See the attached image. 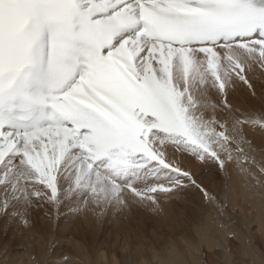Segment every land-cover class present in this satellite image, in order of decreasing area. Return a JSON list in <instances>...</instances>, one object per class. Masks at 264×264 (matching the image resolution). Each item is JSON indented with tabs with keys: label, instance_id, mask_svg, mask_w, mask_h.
Listing matches in <instances>:
<instances>
[{
	"label": "snow or ice",
	"instance_id": "6c2138e0",
	"mask_svg": "<svg viewBox=\"0 0 264 264\" xmlns=\"http://www.w3.org/2000/svg\"><path fill=\"white\" fill-rule=\"evenodd\" d=\"M257 66L264 0H0V214L30 226L40 203L159 209L194 188L228 228L223 200L179 157L264 197L249 136L264 112L230 101L240 84L255 95Z\"/></svg>",
	"mask_w": 264,
	"mask_h": 264
},
{
	"label": "bare ground",
	"instance_id": "6f19581e",
	"mask_svg": "<svg viewBox=\"0 0 264 264\" xmlns=\"http://www.w3.org/2000/svg\"><path fill=\"white\" fill-rule=\"evenodd\" d=\"M258 68L257 66L249 73L255 95H252L247 86L243 84L238 85L237 89L239 92L237 93V97L239 101H235V96L230 97V101L234 104V107L243 111L264 112V73L260 72ZM257 90L259 93H256ZM249 136L258 147L264 148V134H261L258 130H250ZM179 159L182 161L184 167L189 168L195 175L200 177L223 200L226 207L221 219L229 227L226 229L219 227L216 219V210L210 209L204 203L198 190L188 188L184 191H175L170 196L162 198L171 201L173 198H178L179 203L182 204V207H180L174 202L178 214L177 221L171 224L169 229H165L166 233L163 234L161 232L162 235L157 234L154 237L155 243L149 249H146L144 246L131 249L129 244H123L121 251L123 254H127L129 264H192V262L196 263L197 260H203L204 264H261L260 262L264 261V197L253 196L245 187L243 178L238 175L233 176L231 188H229L228 182L223 177L222 180L220 179L221 181H218L213 179L214 175L213 178L211 177V171V174H208L209 172L206 170L211 169L210 167L212 166L205 164L203 167L201 165L198 166L187 157H179ZM253 171H256V169H253ZM257 174L259 175V173ZM260 179L264 181V176H260ZM129 200H131L130 197ZM97 219L98 215L89 209L86 210L85 214H82L80 221H78L79 227L77 230L81 228L82 235H86V228L84 229L81 221L82 223L86 222L87 226L89 225L94 228L90 234V236L94 235V248L89 251L90 253L77 250L85 242L81 234L77 238L65 240L69 242L67 245L72 248V251L76 250L72 254L64 255V257H67L66 264H110V262L112 264H119L122 262L121 256L117 253L112 252V255L109 256L110 258L104 253L103 248L107 245L105 233L103 231L102 235H100L95 232ZM20 230L25 229L20 228ZM36 234L29 236L33 237ZM54 237L52 244L51 242L50 244L56 246L54 244L58 240L56 236ZM29 240L28 243H30ZM33 240L37 242L40 239L35 237ZM33 240L31 242H34ZM162 241H164L163 245L159 247L158 245ZM38 242L40 244V241ZM60 242L58 243L61 244ZM35 245L32 243L31 247H36ZM51 248L50 250H52ZM34 249H32V253L28 254L27 259L24 258L17 262L5 258L0 250V264H46L45 258L48 257L47 253L49 250L46 249V254H42V251V253L35 252ZM52 251L50 252L51 256ZM52 259L61 260L59 256H53ZM63 261H65V258Z\"/></svg>",
	"mask_w": 264,
	"mask_h": 264
},
{
	"label": "rangeland",
	"instance_id": "374dc122",
	"mask_svg": "<svg viewBox=\"0 0 264 264\" xmlns=\"http://www.w3.org/2000/svg\"><path fill=\"white\" fill-rule=\"evenodd\" d=\"M258 69H260V72L264 73V69L260 67ZM238 92L239 91L236 88V90L230 95V97L235 96V101H239V98L237 97ZM256 93H259V91L257 90ZM187 158L193 160L198 166L201 165V167H203L204 165L203 163L198 162L191 157ZM210 168L211 169L206 170L207 172H209L208 174L212 173L211 177L213 178L214 175V180H222V176L217 172V170H215L213 166ZM161 200L159 209H156L151 204L140 205L135 202H130L127 207L119 211H116L112 206L104 209L103 215H98L95 229V232L97 234L99 233L100 235H102L103 231L105 233V240L107 245L103 248L104 253L109 257L112 255V252H115L122 258V262H120L119 264H129L127 254H123L121 251L123 244H129L131 249L143 246L146 249L152 247V245L155 243L154 237L157 236V234L162 235V233H166L165 229H169L171 224L177 221L178 214L174 202L182 207V204L179 203L178 198H173L172 201L164 198H162ZM86 210L87 208H83L79 215L74 216L73 213L70 212L67 208H62L59 212H57L54 209H50L46 203H40L33 209H30L28 215L25 217L29 220L30 226H26L19 218L10 219L8 215L0 214V250L2 251V255H4L8 260L17 262L24 258L27 259L28 254L33 252V248H35V252L42 251V254H46L47 249L49 250V252L47 253L48 257L45 258L46 264H66L65 262L67 261V257H64V255L72 254L76 251H72V248L70 246V248L68 247L67 243L69 242H67V239L77 238L79 234L82 235V229L79 228V230H77V228L79 227L78 221H80V217L82 216V214H85ZM98 211L100 210L98 209ZM81 224L83 225L84 229L86 228V235H82L85 239V242H83L82 246L77 250H81L85 253H90L89 251L94 248V235L90 236L91 230L94 228L89 225L87 226L86 222L82 223L81 221ZM20 228L25 230H20ZM32 230L35 232H33ZM22 231L24 235L23 233H21ZM20 233L23 235V237ZM35 234L36 236L33 237L40 239L37 240V242L33 240V237H30ZM51 234L53 236L52 238ZM26 236L30 237L34 242H31L32 240L30 238V240L27 239L28 237L26 238ZM38 236L41 238H39ZM54 236H56L58 240L54 244L56 246L51 245L53 241L52 239L55 238ZM42 238H44V241L41 240ZM62 239L64 242L62 241ZM28 240L30 241V243H28ZM38 241H40V244ZM47 241L49 242V244ZM58 242H60L61 244H59ZM163 242L164 241H162L158 246H162ZM32 243L33 245L36 244V247H31ZM37 245L39 248L37 247ZM50 248L53 251L50 250ZM43 249L45 250L43 251ZM51 251L52 256L50 253ZM216 251L218 250L216 249ZM101 253L105 255L103 252ZM53 256H59V259L61 258V260H53ZM64 258L65 261H63ZM217 261L221 262L220 260ZM202 262L203 260H197L196 263L192 262V264H204V262ZM260 263L264 264V261H261ZM110 264H112V262H110Z\"/></svg>",
	"mask_w": 264,
	"mask_h": 264
}]
</instances>
